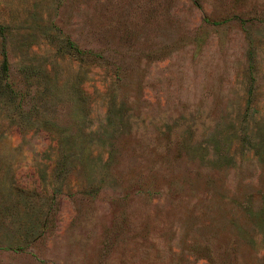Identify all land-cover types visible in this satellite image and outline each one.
Segmentation results:
<instances>
[{"label":"rangeland","instance_id":"obj_1","mask_svg":"<svg viewBox=\"0 0 264 264\" xmlns=\"http://www.w3.org/2000/svg\"><path fill=\"white\" fill-rule=\"evenodd\" d=\"M0 264H264V0H0Z\"/></svg>","mask_w":264,"mask_h":264}]
</instances>
